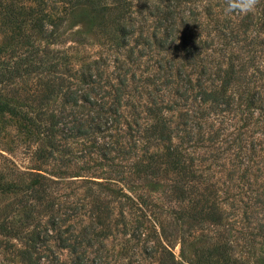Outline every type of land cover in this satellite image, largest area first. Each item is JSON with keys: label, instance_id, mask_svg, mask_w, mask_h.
<instances>
[{"label": "rangeland", "instance_id": "1", "mask_svg": "<svg viewBox=\"0 0 264 264\" xmlns=\"http://www.w3.org/2000/svg\"><path fill=\"white\" fill-rule=\"evenodd\" d=\"M41 3L0 82V264H264V0ZM36 4L0 0V68Z\"/></svg>", "mask_w": 264, "mask_h": 264}, {"label": "trees", "instance_id": "2", "mask_svg": "<svg viewBox=\"0 0 264 264\" xmlns=\"http://www.w3.org/2000/svg\"><path fill=\"white\" fill-rule=\"evenodd\" d=\"M87 3L92 4L95 0H85ZM36 5L28 6L25 9L14 8L2 10L1 17L2 23H11L12 30H15L22 38L21 42L26 44V52L19 54L17 58L12 61L10 65L0 68V82L8 81L15 75H18L21 70L28 71L30 68L36 67L34 56H36V47L32 42L31 31H41L44 26V13L42 12L41 0H36ZM264 13V8H263ZM28 22V29H21L25 22ZM21 29V30H20ZM33 29V30H31ZM2 48L0 46V52ZM210 90L208 91V93ZM0 109H6L10 112L17 113L16 108L5 98L0 96ZM216 252L213 259L209 258L210 254ZM211 256V255H210ZM210 261V263H209ZM232 264V259L227 252L225 243L214 244L212 251H205L199 261L190 262V264Z\"/></svg>", "mask_w": 264, "mask_h": 264}, {"label": "clouds", "instance_id": "3", "mask_svg": "<svg viewBox=\"0 0 264 264\" xmlns=\"http://www.w3.org/2000/svg\"><path fill=\"white\" fill-rule=\"evenodd\" d=\"M260 0H225L224 12L226 15H247L253 13ZM179 43V41H177Z\"/></svg>", "mask_w": 264, "mask_h": 264}]
</instances>
